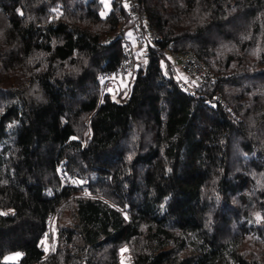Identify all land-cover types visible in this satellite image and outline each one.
Listing matches in <instances>:
<instances>
[{
    "label": "trees",
    "instance_id": "trees-1",
    "mask_svg": "<svg viewBox=\"0 0 264 264\" xmlns=\"http://www.w3.org/2000/svg\"><path fill=\"white\" fill-rule=\"evenodd\" d=\"M103 7L0 0V264H264V0Z\"/></svg>",
    "mask_w": 264,
    "mask_h": 264
},
{
    "label": "built area",
    "instance_id": "built-area-1",
    "mask_svg": "<svg viewBox=\"0 0 264 264\" xmlns=\"http://www.w3.org/2000/svg\"><path fill=\"white\" fill-rule=\"evenodd\" d=\"M132 3V2H131ZM143 17V13H135L134 18L135 20V27H132L133 33H135V37L133 38L134 42L136 43V47L141 50L142 52H146V45L143 39H141L140 36H138V23L140 22L141 18ZM148 37L152 34L150 32L145 33ZM124 50L126 52V57L124 61L122 62L121 66L118 67L114 72L104 77L101 84L102 91H108V89L114 88L117 85L118 79H128V81L133 77L134 75V49H133V42L132 41H125L124 44ZM185 59V57H182ZM125 90L122 91H128V85L124 88ZM57 174L60 179L61 185H73V186H79L84 187L86 185V180L79 177V176H72L69 175L62 167H57ZM86 193H88V190H86Z\"/></svg>",
    "mask_w": 264,
    "mask_h": 264
},
{
    "label": "rangeland",
    "instance_id": "rangeland-1",
    "mask_svg": "<svg viewBox=\"0 0 264 264\" xmlns=\"http://www.w3.org/2000/svg\"><path fill=\"white\" fill-rule=\"evenodd\" d=\"M103 2V9H101L100 14L101 15H105L109 9H110V0H102ZM124 3L126 4V2L124 1ZM133 49L134 50H138L139 49L136 47V43L133 42ZM140 52V51H139ZM172 61V63L174 64V70H175V74L178 78L181 79V81H183L184 83L188 84L191 88H193V83L197 82V78L196 75H199V73L203 72V70L201 69L199 72L193 69V65H191L190 63H187V66L183 65L182 62L179 63V61H182L179 57L178 59L173 56V55H168ZM128 85V79H123V78H119L117 85L114 88H109L108 91L112 94L113 97H116L120 94H122V96L126 95V91H120V90H125L124 88ZM15 255L11 254V255H7L6 259L10 260V259H14ZM120 262L121 264H128V262L125 260L124 256H121L120 258Z\"/></svg>",
    "mask_w": 264,
    "mask_h": 264
}]
</instances>
